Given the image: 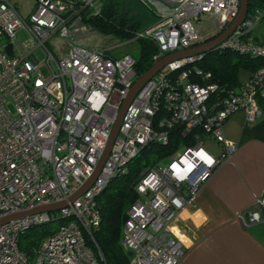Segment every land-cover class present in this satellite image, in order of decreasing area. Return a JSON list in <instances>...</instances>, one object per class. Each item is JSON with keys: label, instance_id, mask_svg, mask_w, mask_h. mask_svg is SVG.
<instances>
[{"label": "built area", "instance_id": "obj_1", "mask_svg": "<svg viewBox=\"0 0 264 264\" xmlns=\"http://www.w3.org/2000/svg\"><path fill=\"white\" fill-rule=\"evenodd\" d=\"M102 0H34L23 15L15 0H0V216L35 205L66 199L91 174L109 137L112 123L136 77L129 53L81 43L83 16L100 12ZM239 0H177L175 6L127 41L148 38L157 51L151 60L204 41L201 18L213 24L212 38L236 15ZM85 13V14H84ZM264 18L259 7L214 49L264 58V36L249 38ZM24 29V42L16 31ZM206 32V31H205ZM51 36L61 41L46 45ZM46 52L43 65L34 49ZM58 53V51H60ZM202 53L166 63L129 102L111 149L92 184L72 202L54 211L38 212L0 224V264H106L92 235L100 212L96 197L108 181L148 143L167 145L176 127L193 140L182 143L134 182L137 199L130 204L121 243L129 264H176L183 253L171 223L195 202L199 186L214 167L235 150L223 123L235 111L246 122L262 115L264 64L235 88L208 77L186 63ZM221 145L217 155L205 142ZM244 224L264 222V194L239 212ZM62 219L31 254L19 249L18 238L33 224Z\"/></svg>", "mask_w": 264, "mask_h": 264}, {"label": "crops", "instance_id": "obj_2", "mask_svg": "<svg viewBox=\"0 0 264 264\" xmlns=\"http://www.w3.org/2000/svg\"><path fill=\"white\" fill-rule=\"evenodd\" d=\"M256 25L249 38L264 36V18ZM223 133L235 150L214 167L195 202L171 223L183 248L176 264H264V222L244 224L239 217L264 194V111L254 122H246L242 111L231 113ZM215 144L217 155L222 147Z\"/></svg>", "mask_w": 264, "mask_h": 264}, {"label": "trees", "instance_id": "obj_3", "mask_svg": "<svg viewBox=\"0 0 264 264\" xmlns=\"http://www.w3.org/2000/svg\"><path fill=\"white\" fill-rule=\"evenodd\" d=\"M119 0H102L100 12L96 15L83 16L84 22L90 24L98 32L112 34L121 40L129 39L139 28L138 23L124 17L119 11ZM260 0H248V11L258 5ZM85 14V13H84ZM209 38H205L207 40ZM138 52L134 56V71L136 76L145 71L151 64V57L157 51L153 41L148 38H138ZM113 55L112 52H108ZM126 53V52H124ZM264 64V58L233 51L230 49H212L202 53L199 59L186 63V66H197L202 73L208 72V77H193L201 82L214 81L225 88H235L243 80L249 78L258 67ZM241 72L245 74L242 78ZM259 105L264 111V98L260 97ZM167 145L148 143L132 158L125 170L112 177L103 190L97 195L96 201L100 212L97 226L91 231L98 248L104 256L106 264H129L130 251L121 243V230L130 204L137 199L134 182L140 172L163 157L173 152L182 143H192L191 137L183 138L176 127L171 130ZM62 219L33 224L19 235L18 247L31 254L42 239L55 231Z\"/></svg>", "mask_w": 264, "mask_h": 264}, {"label": "rangeland", "instance_id": "obj_4", "mask_svg": "<svg viewBox=\"0 0 264 264\" xmlns=\"http://www.w3.org/2000/svg\"><path fill=\"white\" fill-rule=\"evenodd\" d=\"M260 1L261 3L264 2V0ZM15 2L18 4L19 11L23 15H26L30 12L34 0H15ZM119 2L120 13L124 17L131 19V21L137 22L139 26L137 30H139L151 24L153 21L159 18L160 15L170 11L175 6L177 0H119ZM257 7L264 10V4L258 5ZM200 24L204 29L205 38H207L210 32L213 31V24L207 17H202ZM253 29H259L258 25H255ZM27 37L28 34L24 29H19L16 31V39L19 42H24ZM77 39L86 45H96L102 48H108L116 43L118 44L121 42V44L110 49V52L112 53L122 54L127 52L135 56L138 52V43L135 40H121L112 34L100 33L88 23L86 24V28L77 36ZM59 42L60 39L57 38V36H51L46 41V45L49 48H52V46L58 44ZM34 54L39 62L42 63L40 65V69L44 74H46V68L43 65V62L46 58L45 50L38 46L34 49ZM240 76L243 78L245 74L241 72ZM204 145L207 149L213 152L217 149V146L213 141H207Z\"/></svg>", "mask_w": 264, "mask_h": 264}, {"label": "water", "instance_id": "obj_5", "mask_svg": "<svg viewBox=\"0 0 264 264\" xmlns=\"http://www.w3.org/2000/svg\"><path fill=\"white\" fill-rule=\"evenodd\" d=\"M247 11H248V0H239V8H238L236 15L225 26V28L222 29L220 32H218L215 36L207 40H204L203 42L199 44H195V45H192L186 48L173 50L171 52H168L160 56L157 60L152 62V64L145 71H143L141 74L135 77V79L133 80L132 84L128 88V91L118 108L117 114L111 126L109 137L106 141L104 148L102 149L100 153V156L91 174L83 181L82 184H80L73 192H71L67 196L66 199L48 202V203H42V204L35 205L31 208H28V209L7 213L5 215L0 216V224L8 222L12 219H16L18 217L31 215V214L38 213V212L57 210L63 206H66L68 202H72L77 196L83 193L92 184V182L96 178L104 160L106 159L111 149L114 138L118 132V128L121 123L122 116L129 102L131 101L133 96L136 94V92L140 89V87L151 76H153L159 69H161L166 63L177 60V59H182V58H186L189 56H193L199 53H204L206 51L214 49V47L219 42H221L225 37H227L232 32V30L243 21V19L245 18L247 14Z\"/></svg>", "mask_w": 264, "mask_h": 264}]
</instances>
